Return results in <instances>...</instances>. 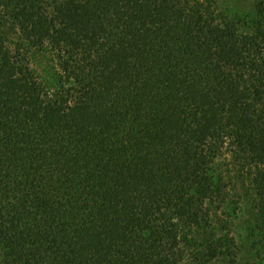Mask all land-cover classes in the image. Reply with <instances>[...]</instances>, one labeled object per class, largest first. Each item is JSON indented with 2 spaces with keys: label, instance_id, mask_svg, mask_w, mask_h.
<instances>
[{
  "label": "trees",
  "instance_id": "16d2710c",
  "mask_svg": "<svg viewBox=\"0 0 264 264\" xmlns=\"http://www.w3.org/2000/svg\"><path fill=\"white\" fill-rule=\"evenodd\" d=\"M0 264H264V0H0Z\"/></svg>",
  "mask_w": 264,
  "mask_h": 264
},
{
  "label": "rangeland",
  "instance_id": "374dc122",
  "mask_svg": "<svg viewBox=\"0 0 264 264\" xmlns=\"http://www.w3.org/2000/svg\"><path fill=\"white\" fill-rule=\"evenodd\" d=\"M228 3L230 4V0H228ZM231 3L233 6H234V4L239 3L241 10L243 9V10L247 11L249 9L250 5L253 3V0H237V1L231 0ZM227 212L230 213V210ZM221 213H223V212H221ZM221 213H220V217L221 216L225 217V215H222Z\"/></svg>",
  "mask_w": 264,
  "mask_h": 264
}]
</instances>
